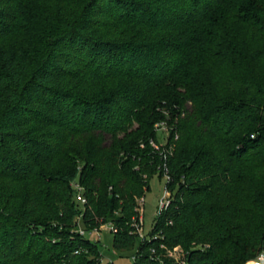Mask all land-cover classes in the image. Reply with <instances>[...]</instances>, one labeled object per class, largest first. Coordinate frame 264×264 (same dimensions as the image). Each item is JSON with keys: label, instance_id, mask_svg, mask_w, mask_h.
<instances>
[{"label": "trees", "instance_id": "1", "mask_svg": "<svg viewBox=\"0 0 264 264\" xmlns=\"http://www.w3.org/2000/svg\"><path fill=\"white\" fill-rule=\"evenodd\" d=\"M165 168L179 189L143 242L137 198ZM80 214L138 243L133 264H181L160 243L185 264L264 252V0H0V264H101Z\"/></svg>", "mask_w": 264, "mask_h": 264}, {"label": "rangeland", "instance_id": "2", "mask_svg": "<svg viewBox=\"0 0 264 264\" xmlns=\"http://www.w3.org/2000/svg\"><path fill=\"white\" fill-rule=\"evenodd\" d=\"M173 131L174 134H173ZM172 134H173V139L177 140L180 137V134L177 132V126L176 124H170L169 122L163 120L159 123L156 124V138L151 141L152 144L156 146V148L163 153L167 149L168 146L173 145V151L176 147V143L171 142L172 141ZM176 136L178 138L176 139ZM242 171H245V169H242ZM174 177H171V180ZM168 179L165 176H160V175H155L151 180H150V188L147 190L144 198V204H139L137 201V206L139 207L138 211V217L139 219L142 218L141 225H142V230L145 235L151 236L152 231L155 228V224L158 220V210L160 208L161 200L165 197L166 193V183ZM179 187L177 185H173L171 188V191L174 195L175 192ZM90 239L96 240L98 239L97 235H88ZM114 240V235L112 232L109 231H102L101 232V237H100V247L107 258V260H112L115 264H133L134 260L132 256L137 252L138 250V243L134 248L131 249H123V250H117L114 247L113 244ZM184 255V256H183ZM174 256L176 258L184 259L186 257V252L183 250V248H179L175 253ZM185 262L181 264H185ZM247 264H264L263 262L259 261V259L252 260L248 262Z\"/></svg>", "mask_w": 264, "mask_h": 264}, {"label": "built area", "instance_id": "3", "mask_svg": "<svg viewBox=\"0 0 264 264\" xmlns=\"http://www.w3.org/2000/svg\"><path fill=\"white\" fill-rule=\"evenodd\" d=\"M177 138H178V136H176V139ZM165 151L172 153L173 152V145L169 146V149L165 150ZM163 156L166 159L168 157V155L166 153H164ZM164 176L167 177V179H168L167 183L169 181H171L172 176L170 175L167 168H165V170H164ZM145 177H146V175H145ZM167 183L165 186L166 187L165 197L161 200L160 208H159L158 213H157L158 217H160L165 211H167L172 204L173 193H172L171 189L168 188ZM71 185L73 186V188L75 190L76 201L78 203H80L81 205L87 204L88 199L84 193V186L78 180L72 181ZM144 196L145 195L137 198L138 203L142 204V206L144 204V198H145ZM136 211L137 212L139 211L138 206H136ZM140 220L142 221V218L139 219L138 216L133 217V224H132L133 230L131 231V233L136 234L137 237L143 242H146L147 240L150 241L151 239H158L160 236L159 234H152L150 237L144 234ZM76 222H77V227L72 230V233L78 234L80 237L88 238V239H90L88 236L89 234H91L92 236L97 235L98 239H96V240L90 239L94 243L100 242V237H101L102 231H109V232H112L113 234L118 232V227L115 226V224L112 222L104 223L100 227H96V228L88 230L83 223V214H80L79 216H77ZM179 248L181 249L180 246H176L174 248H169L166 244L160 243L159 249H160L161 253L160 252L157 253L156 248H151L152 257L161 261L163 259V255H164V256L171 257V258L175 259L179 263H183V262H185L184 259H181V257L178 259L174 256V253ZM82 251H83V248L78 247L74 251V253L80 254ZM132 258L135 261L137 258V253H135L132 256ZM258 259H259V261L264 263V252L260 253V255L258 256ZM98 260L101 264H115L112 260H107V258L103 254L102 250L100 251V257L98 258Z\"/></svg>", "mask_w": 264, "mask_h": 264}]
</instances>
